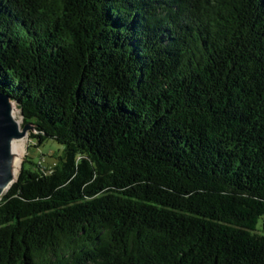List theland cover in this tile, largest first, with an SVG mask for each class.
Masks as SVG:
<instances>
[{
	"label": "trees",
	"instance_id": "obj_1",
	"mask_svg": "<svg viewBox=\"0 0 264 264\" xmlns=\"http://www.w3.org/2000/svg\"><path fill=\"white\" fill-rule=\"evenodd\" d=\"M0 92V264H264V0H0Z\"/></svg>",
	"mask_w": 264,
	"mask_h": 264
},
{
	"label": "water",
	"instance_id": "obj_2",
	"mask_svg": "<svg viewBox=\"0 0 264 264\" xmlns=\"http://www.w3.org/2000/svg\"><path fill=\"white\" fill-rule=\"evenodd\" d=\"M12 105H15L13 101L0 92V199L2 194L8 190L13 184L10 183V143L14 138H23L26 135L27 127L22 128V132L18 131V126L12 116Z\"/></svg>",
	"mask_w": 264,
	"mask_h": 264
},
{
	"label": "rangeland",
	"instance_id": "obj_3",
	"mask_svg": "<svg viewBox=\"0 0 264 264\" xmlns=\"http://www.w3.org/2000/svg\"><path fill=\"white\" fill-rule=\"evenodd\" d=\"M12 109L15 111V114H14L15 120L20 122L21 132H22L23 127L26 126L28 128L26 131V135L21 140L24 151L21 155L17 154L14 157V159L19 158L20 160V166L18 168V172H20L22 162L26 157H31L34 159V161L39 160L42 164L47 165L48 167L50 165H53L55 162V158L58 155V148H60V146H57L54 141L48 139L45 143L40 145L38 148H34V142H33V139L31 138V135L37 134V131L35 130L36 129L35 126L30 123L24 125L20 110L14 105H12ZM17 174H16V178H17Z\"/></svg>",
	"mask_w": 264,
	"mask_h": 264
},
{
	"label": "bare ground",
	"instance_id": "obj_4",
	"mask_svg": "<svg viewBox=\"0 0 264 264\" xmlns=\"http://www.w3.org/2000/svg\"><path fill=\"white\" fill-rule=\"evenodd\" d=\"M15 111L13 110L12 112V116H13V119L15 120ZM17 126H18V131L21 133V125H20V122L15 120ZM24 138V137H23ZM23 138H14L12 140V142L10 143V146H9V150H10V171H9V175H10V180H9V185L10 183H12L15 178H16V174L18 172V168L20 166V160L19 158H15V155L17 154H22L23 151H24V148H23V144L21 142V140ZM6 190V189H5ZM4 190V191H5Z\"/></svg>",
	"mask_w": 264,
	"mask_h": 264
}]
</instances>
